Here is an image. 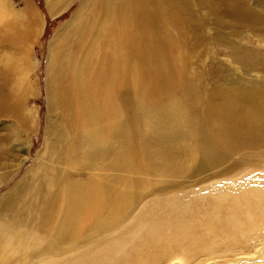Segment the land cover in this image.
<instances>
[{
  "label": "bare ground",
  "instance_id": "6f19581e",
  "mask_svg": "<svg viewBox=\"0 0 264 264\" xmlns=\"http://www.w3.org/2000/svg\"><path fill=\"white\" fill-rule=\"evenodd\" d=\"M75 1L48 0L50 15ZM213 3L231 8L235 31L264 36L248 0H199ZM26 7L16 15L0 0V185L24 167L0 197V264H64L67 255L70 264H158L247 250L254 236L264 243V76L248 90L221 67L208 85L188 79L196 56L184 49L185 24L198 16L190 0H81L50 42L45 141L31 167L32 143L21 137L33 121L22 109L29 53L16 51L42 18ZM226 43L245 70L264 73L260 53ZM201 181L211 182L177 192ZM160 188L166 195L141 209L135 230L76 254Z\"/></svg>",
  "mask_w": 264,
  "mask_h": 264
},
{
  "label": "rangeland",
  "instance_id": "374dc122",
  "mask_svg": "<svg viewBox=\"0 0 264 264\" xmlns=\"http://www.w3.org/2000/svg\"><path fill=\"white\" fill-rule=\"evenodd\" d=\"M248 1L255 12L264 19V0ZM80 2L81 0H76L65 11L53 17L49 13L48 0H6V4L9 9L12 10V13L16 15L23 13L27 8L26 6L29 4L34 6L42 18L38 34L35 37H31L32 40L30 43L19 45L16 51V53L19 52V55H22V51H27L28 49L29 53L27 60L26 90L24 92L22 109L33 118V121H30L32 123L31 126H29L28 135L21 136L24 143L26 138H28L27 142L30 146L32 143V148L29 152L30 155L25 161V167H31L33 165L35 156L38 151L43 149L45 141L46 119L48 118L45 97V79L47 78V66L50 56V42L55 37L59 27L71 19ZM190 4V12L192 10L193 13H198V16L194 17L192 14L188 17L185 24L186 39L183 44L184 49L194 51L196 56V61H193L191 58L192 66L189 67L188 79L193 78V74L195 73L200 78L198 85H201L203 82L208 85L217 69L221 67L222 71L225 73L223 77L229 79L238 90H248L251 88L250 86L253 85L251 83L255 82V78L264 76L263 71L257 68L245 70L241 60H235L232 57L230 47L227 46L226 42H228V40H243V44L247 47L251 57L258 52L261 57L264 58V36L251 31H235L233 17L229 14L231 8L216 7L214 3L207 5V7H203L199 4V0H190ZM19 18L16 19L18 22L14 20V26L17 29L22 24ZM24 33L28 35L27 32H23V34ZM244 37H248L252 42L248 44V42L242 39ZM13 51L14 50H11V52ZM7 52V48H0V62L5 59ZM20 63H22V61H18L17 66L20 65ZM246 66L253 67L254 62H246ZM238 86L246 88H240ZM1 122L5 123L6 118L1 119L0 128H2ZM17 132H20L19 129ZM4 133H7V130L0 129V134L2 135ZM17 154L18 152L13 153V155ZM15 163H17V160H14V164ZM23 171L24 167L18 175L14 177V180L19 179ZM14 180L10 179L11 182L9 181L3 186L0 185V197L4 191L13 184ZM210 182L211 181L195 182L189 187L188 185L181 187L177 192H189L202 188ZM166 193L167 191H162V188H160L154 193L146 194L147 197L139 203L136 209H134L126 223L108 233L103 237L102 242L90 243L86 247L80 250L78 249V253L76 254H85L86 250L99 248L102 244L105 245L106 240L111 237H121L123 234L126 236L128 229L135 230V227H133L134 219L141 209L144 210L152 207L156 199L166 195ZM136 231L138 230L136 229ZM245 246L248 247H246L247 250L243 247H239L236 251H228L226 254L215 258H210L207 253L200 251L189 257L176 255L174 258L170 259L163 258L158 264H256L257 260L261 261L264 259V243L258 236L250 237L248 244ZM256 251L258 252L256 253ZM64 264H70L69 255L64 258Z\"/></svg>",
  "mask_w": 264,
  "mask_h": 264
}]
</instances>
